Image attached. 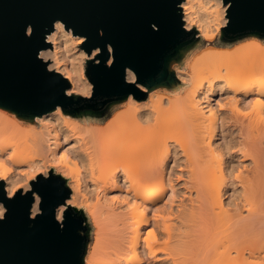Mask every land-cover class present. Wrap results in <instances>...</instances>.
<instances>
[{
    "label": "bare ground",
    "instance_id": "bare-ground-1",
    "mask_svg": "<svg viewBox=\"0 0 264 264\" xmlns=\"http://www.w3.org/2000/svg\"><path fill=\"white\" fill-rule=\"evenodd\" d=\"M180 7L184 28L208 41L224 26L221 0ZM79 39L54 27L39 57L67 93L89 96ZM234 48L209 46L178 70L183 95L129 96L111 132L59 108L23 127L0 108L4 190L26 182V192L33 173L56 165L76 207L116 225V243L85 264H264V40Z\"/></svg>",
    "mask_w": 264,
    "mask_h": 264
},
{
    "label": "water",
    "instance_id": "water-1",
    "mask_svg": "<svg viewBox=\"0 0 264 264\" xmlns=\"http://www.w3.org/2000/svg\"><path fill=\"white\" fill-rule=\"evenodd\" d=\"M183 1L178 0L175 7L180 23L184 26L180 7ZM246 15L254 21L248 29L252 34L245 35L236 31L225 37L222 35L224 25L220 30L222 42L232 43L245 37L264 40V4L257 2ZM174 16L173 0H0V108L30 123L35 117H41L57 108L73 118L101 114L103 111L98 112L99 108L107 109L126 101L129 96L138 100L144 96L138 88L135 93H127L125 98L122 92H114V85L108 83L103 95L93 100L91 94L95 91V85L90 78L93 73L89 72L88 65L99 56L98 53L85 62L84 74L91 84L90 96L71 94L89 103H73L67 109L57 106L48 110L36 105L34 102L40 94L42 82L40 70L34 63V54L44 32V47L39 49V53L51 48L47 36L54 31L52 21L56 19L66 23V31L72 27L70 32L73 36H78L77 32L84 33L93 41L97 29H103L105 38L112 41L127 59L141 63L147 70L157 67L167 57V75L157 74L146 79L142 86L148 90L175 86L178 82L172 66L181 62L186 53L198 43L196 30L184 28L194 35L191 39L177 43L171 28L165 37L152 39L144 33L142 27L147 17H156L170 23ZM25 23L35 26L31 42L23 39ZM82 49L85 50L83 44ZM87 55L90 56L91 52ZM55 74L68 85L65 89L67 94L71 88L69 81L61 74ZM32 183L33 180L30 185ZM67 189L70 195L71 191ZM34 202L35 197L32 206ZM0 203L4 204V201L0 200ZM32 206L23 202L13 206L4 204L5 208L9 207V211L4 213L6 219L0 221V264H85L89 228L83 212L78 210L82 214L80 220L60 233L47 217L32 224L28 219V214L32 218Z\"/></svg>",
    "mask_w": 264,
    "mask_h": 264
},
{
    "label": "snow or ice",
    "instance_id": "snow-or-ice-1",
    "mask_svg": "<svg viewBox=\"0 0 264 264\" xmlns=\"http://www.w3.org/2000/svg\"><path fill=\"white\" fill-rule=\"evenodd\" d=\"M257 2L264 4V0H222L224 15L221 20L225 25L222 35L227 37L236 31H241L245 35L252 34L248 29L254 21L246 14L252 10ZM173 3L175 16L170 23L156 17H147L143 20L142 27L149 38L161 39L168 34L169 28L172 29L177 43L192 38L194 33L185 31L184 26L180 23V16L175 7L178 0H173ZM29 25H31V28H29ZM100 30L97 29L94 41L90 40L87 34L81 33V35L87 37L82 42L84 47L100 49L99 56L88 65L89 72L93 73L90 78L95 85V91L91 94L93 100L103 95L105 86L108 83L114 85V92H122L126 98L127 93H135L136 89L144 85L146 79L153 78L157 74L167 75V57L161 60L157 67L147 70L141 63L127 59L112 41L105 38L104 30L102 32ZM34 32L35 26L32 23H25L23 26V39L31 42ZM41 47H44L43 36L34 54V63L40 70L42 82L40 94L34 103L43 106L44 110L57 108V106L67 109L73 103H89L90 101L72 97L70 92L65 94L68 85L55 72L49 70L48 64L37 58V52ZM126 70H129L127 71V82ZM85 95L87 96L88 93L86 92ZM3 167V164L0 163V168ZM53 167L56 168L57 166L54 165ZM5 171L7 170L5 169ZM32 179L33 183L29 186L27 192L23 190V185L10 192H5L3 185L0 184V200H3L4 204L8 206L23 202L31 207L33 197H35L37 201L42 202L39 203V208L32 209V218H29L28 214L29 221L35 224L47 217L60 233H64L80 220L82 214L78 211L72 199L69 198L65 180L61 178L57 171H47L43 175L32 177ZM8 211L9 207H7L6 212L8 213ZM5 219L6 215L4 214V219L0 221Z\"/></svg>",
    "mask_w": 264,
    "mask_h": 264
},
{
    "label": "rangeland",
    "instance_id": "rangeland-1",
    "mask_svg": "<svg viewBox=\"0 0 264 264\" xmlns=\"http://www.w3.org/2000/svg\"><path fill=\"white\" fill-rule=\"evenodd\" d=\"M190 30H192V29H190ZM196 33H197V36L199 37L198 43L189 52L186 53V55L184 56V58H183V60L181 62H179L177 64H174L172 66V70L174 71L175 74H176V72L178 70H180V71L181 70H185L187 64L191 60H193L194 58L199 56L203 52L204 49L209 48V46L210 47H213V46L215 47L216 46L217 48L226 47L228 49H231V48L233 49L236 45H237V47L238 46L240 47L242 45H248L252 41H254L255 39H258V38H255V37H245L243 39H239V40H237L235 42H232V43H225V42H222L220 40V32H218L216 34L217 36L215 35L213 37V39L210 40V41H208V40L202 38L201 36H199L198 32H196ZM258 40L262 41L260 39H258ZM237 47H235V48H237ZM75 48H76V50H82L83 51L82 43L79 44V45H75ZM86 60L87 59L82 61L84 78H86L85 74H84ZM46 62L48 63V65L50 64L48 61H46ZM176 78H177V82L178 83L175 86L171 87V88H157V89L148 90L146 87L142 86V87H144V89L139 88V90L144 93V96L141 99H139V100L136 99V100L145 101V100H147L149 95H151V93H153V94L156 93L159 96H162V95L166 94L167 96H170V97L183 95L187 86L184 85L181 82V80L178 78L177 75H176ZM86 80H87V78H86ZM75 95H80V96H83V97H89L90 96V95L86 96L82 92H78ZM126 101L120 102V103H116V104L112 105L111 107H109L107 109L101 108V110L98 111V112L103 111L101 114H93V115H88L87 114V115H81L79 117H73V118L68 116V115H66V116L70 119V121H72L73 123H76L77 125H79V124H81V125L89 124L92 127L105 128L103 130V133L104 132H106V133L107 132H111V131H114L118 127H116V125L112 126L111 124L109 126V123L111 122L110 120H111V118L113 117V115L115 113L121 111L122 106L125 105ZM14 119H15V117L13 116V114L7 113V120L13 121ZM23 122H24L23 127H30L31 125H36L35 122H30V123H28L27 121H23ZM105 126H107V127H105ZM37 127H38V125H37ZM78 133H80V132H78ZM80 136H82V135L80 134ZM49 171H56V170L53 168V169H51ZM57 172L65 180L66 186L72 192V189H71V187L69 185L70 179L68 177L62 175L59 171H57ZM44 173H45L44 171H39L37 173H33L32 177L43 175ZM32 180H33L32 178L28 180L27 183H28L29 186H30V182ZM25 183L26 182H24V183L21 182L19 184V186L23 185V190H24ZM70 195H71V193H70ZM70 195H69V197H70ZM77 209L81 210L83 212V214H84V216L86 218V224H87V226L89 228L88 246H87V252H86V255H85V260H86L89 257H95V256H93V253H95L97 250H100L101 248H105L106 246H111V243L115 242V240L117 239V237H116L117 235H114L115 232L113 230H116V229H114L113 226H112L114 224L110 223L112 225L109 226V225H107V222H105V221L104 222L101 221V222H98L97 224H95L84 207H77ZM108 224H109V222H108ZM115 226L116 225H114V227ZM117 226H120V225H117Z\"/></svg>",
    "mask_w": 264,
    "mask_h": 264
},
{
    "label": "clouds",
    "instance_id": "clouds-1",
    "mask_svg": "<svg viewBox=\"0 0 264 264\" xmlns=\"http://www.w3.org/2000/svg\"><path fill=\"white\" fill-rule=\"evenodd\" d=\"M52 25L56 28L59 29L61 31L64 30L66 23L61 20V19H56L54 21H52ZM29 28H31V25H29ZM72 27H69V30L71 31ZM101 32L103 31V29L100 30ZM45 35V32L43 34V37ZM77 35L80 37L79 40H77V43H82L83 41H85L87 39V37L81 35L80 33L77 32ZM88 52H91V57H89L87 55ZM39 51L37 52V58L39 59V55H38ZM98 53H100V49L99 48H89V47H85V50L81 51L80 55H81V59L82 61L85 59H91L92 57H95ZM40 55H42V53H40ZM97 63H99L97 61ZM49 70L51 68V66H48ZM7 211V208L4 207V204L0 203V220L4 219V213Z\"/></svg>",
    "mask_w": 264,
    "mask_h": 264
},
{
    "label": "flooded vegetation",
    "instance_id": "flooded-vegetation-1",
    "mask_svg": "<svg viewBox=\"0 0 264 264\" xmlns=\"http://www.w3.org/2000/svg\"><path fill=\"white\" fill-rule=\"evenodd\" d=\"M101 110V108H99Z\"/></svg>",
    "mask_w": 264,
    "mask_h": 264
}]
</instances>
